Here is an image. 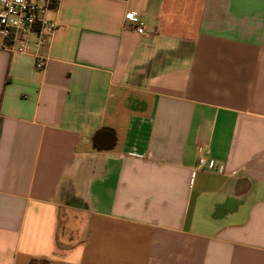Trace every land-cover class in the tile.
I'll list each match as a JSON object with an SVG mask.
<instances>
[{"label":"crops","instance_id":"crops-1","mask_svg":"<svg viewBox=\"0 0 264 264\" xmlns=\"http://www.w3.org/2000/svg\"><path fill=\"white\" fill-rule=\"evenodd\" d=\"M44 17L41 69L0 36V264H264V0Z\"/></svg>","mask_w":264,"mask_h":264},{"label":"built area","instance_id":"built-area-1","mask_svg":"<svg viewBox=\"0 0 264 264\" xmlns=\"http://www.w3.org/2000/svg\"><path fill=\"white\" fill-rule=\"evenodd\" d=\"M58 3L59 0H0L1 46L38 56V48L47 43L56 29V23L46 19L44 14L49 9H55ZM124 19L137 34L145 33V25L136 12H125ZM38 58L36 67L41 69L44 60ZM198 164L204 165L205 160L198 158Z\"/></svg>","mask_w":264,"mask_h":264}]
</instances>
